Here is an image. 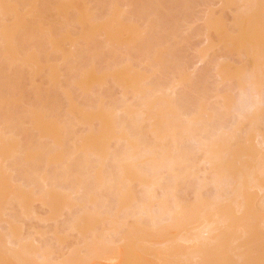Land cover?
<instances>
[{
    "label": "rangeland",
    "instance_id": "obj_1",
    "mask_svg": "<svg viewBox=\"0 0 264 264\" xmlns=\"http://www.w3.org/2000/svg\"><path fill=\"white\" fill-rule=\"evenodd\" d=\"M259 64H264V0H0V264H202L199 257L188 255L206 246L207 253L201 255L205 258L200 256L211 258L206 264H264V171L260 170L264 143L259 142L264 141L259 140L264 137V93L260 94L264 65ZM253 66L260 67L259 73L253 72ZM255 73L261 78L255 79ZM240 80L246 85L242 84L243 90ZM245 80L259 85L261 101ZM252 102L262 106L257 103L259 107L250 110ZM148 105L153 113L145 115ZM172 109L176 112L169 119L178 120L172 123L171 118L169 124L164 115ZM257 109L263 117L258 115V124L253 122ZM243 114L253 118L249 120L256 129ZM167 122L171 127L178 124L174 136L168 135L173 129H168ZM155 130L159 134L152 133ZM182 130L184 134L192 130V135L182 137ZM124 131H128V142L142 146L135 152L137 158L140 152L139 160L146 157L139 166L138 160H131L134 155L123 140ZM161 132L166 134L164 140L156 137ZM219 132L223 134L218 137ZM106 133H112L109 139ZM212 137L224 139L217 140L219 146H232L235 151L228 147L229 154L224 146L227 155L220 146L225 156L219 155L227 163L235 154L232 164L239 162V166L224 168L223 160L217 159L220 156L214 158L220 164L212 159L217 165H209L200 139ZM176 139L180 144L175 147ZM158 146L171 147L170 153L178 158L185 154L183 167L179 168L181 163L174 166L179 176L174 167L168 168L169 161L157 167L150 163V149L155 154L162 150ZM165 152L167 160L172 157ZM122 159L131 160L130 164L135 160L132 168L142 173L155 171V176L147 175L153 181L145 186L123 181L122 168L130 164ZM220 165L228 170L223 173L219 167L217 173L226 178H215L214 169ZM238 169L243 174L251 172L243 178H253L254 171L255 177L261 176L257 179L261 187L257 181L254 188L248 182V197L246 191L241 193L244 202H250L244 204L248 207L236 206L241 196L237 204L232 202L234 190L240 195L245 189L239 187L247 185L242 179L237 187L242 175L238 179L232 174L238 175ZM103 171L104 184L113 178L117 183L113 180L114 185L103 188L99 182ZM97 172L102 173L99 179ZM153 182L160 187H151ZM146 187L154 188V203L146 202L153 192ZM146 190L151 193L145 195ZM127 195L132 199L121 205ZM221 197L228 205L235 204L231 223L217 214L228 208ZM215 198L223 201H215L221 206L214 205ZM197 199H208L215 206L210 207L212 212L207 205L197 209ZM145 203H152L149 214L140 213ZM177 204L185 210L179 212ZM124 208L129 211L123 212ZM174 216L180 219L176 226ZM207 225L226 235L221 238L224 242L211 243L215 235L221 236L218 232L212 239L202 237L208 236L207 244L201 242L197 236L201 238ZM194 237L197 243L187 241ZM198 243L203 244L201 248ZM128 244L133 247L127 248ZM120 252H124L122 258ZM211 252L214 255L209 257Z\"/></svg>",
    "mask_w": 264,
    "mask_h": 264
},
{
    "label": "bare ground",
    "instance_id": "obj_2",
    "mask_svg": "<svg viewBox=\"0 0 264 264\" xmlns=\"http://www.w3.org/2000/svg\"><path fill=\"white\" fill-rule=\"evenodd\" d=\"M248 1H249V0H248ZM262 56H263V55H262ZM262 65H264V64H262ZM262 65H261V66H262ZM257 66H258V63H257ZM259 66H260V64H259ZM261 66H260V67H261ZM260 67H259V69H260ZM255 68H256V67L253 66V69H252V70H254L253 72H256V71L259 70V69L256 70ZM261 69H262V68H261ZM263 71H264V70H263ZM257 73H259V71H258ZM257 73H255V76L257 75L256 77H258V78H255V77H254V78H255V79H259V78H261L262 75L259 76ZM260 73H261V72H260ZM262 74H264V73L262 72ZM248 77H250V76H248ZM252 77H253V76L251 75L250 78H252ZM263 77H264V75L262 76V78H263ZM254 78H253V79H254ZM253 79H252V80H253ZM255 79H254V80H255ZM240 81H241V80H240ZM240 81H239V82H240ZM245 81H246V80H245ZM249 81H250V80H249ZM249 81H246V83H248ZM242 82H243V81H241V83H240L241 85H240L239 87L243 90V89H245V88H242V87H243L245 84H243ZM255 82H256V81H255ZM244 83H245V82H244ZM259 83L262 84L261 81H259ZM242 84H243V86H242ZM248 84L250 85L251 82H249ZM249 85H248V88H251L250 91H251V92H252V90L255 91L256 94H257V98L259 99L258 96H260V94L262 95V94L264 93V88L261 87L262 90H260V89H259V85L256 84V83L251 84V86H249ZM245 86H246V85H245ZM252 86H253V88H252ZM262 86L264 87V83L262 84ZM169 88H170V87H169ZM169 88H167V89H169ZM254 88H255V89H254ZM259 90H260L262 93H260ZM244 91H245V90H244ZM245 92H246V91H245ZM246 93H247V92H246ZM258 93H260V94H258ZM136 94L138 95L139 93H136ZM254 94H255V93H254ZM256 94H255V95H256ZM242 95H243V93H242ZM255 95H254V96H255ZM251 96H252V95H251ZM246 97H247V96L245 95V98H246ZM260 97H261V96H260ZM245 98H244V99H245ZM262 98H263V97H262ZM254 99H255V98H254ZM241 100H243V99H240V101H241ZM259 100H260V99H259ZM257 101H258V100H257ZM260 101H261V100H260ZM242 102H243V101H242ZM149 103H150V102H149ZM250 103H251V102H249V104H250ZM252 103L255 104V102H252ZM257 103H258V102H256L255 105H253V104H252V105H249L250 107H249V106H246V109H248L247 107H249L250 110H251V108H252V110H253V107L258 106ZM262 103H263V102H262ZM150 104H151V103H150ZM225 104H226V103H225ZM230 104H231V103H230ZM258 104H259V106H260V105H261V102H259ZM145 105H146V104H145ZM145 105H143V106H145ZM243 105H244V104H243ZM225 106H226V107H227V106L229 107V103L226 104ZM244 106H245V105H244ZM259 106H258V107H259ZM261 106H262V105H261ZM149 107H150V106L148 105V106H147V109H149ZM145 108H146V107H145ZM240 108H241V107H240ZM150 109H151V107H150ZM150 109H149V111L145 109V110H146V113H145L144 108H143V109L141 110V113H143V114L145 113V115L148 114V113H153V110H150ZM153 109H154V107H153ZM260 109H261V108H260ZM260 109H257V111L259 110V112H257V113L254 115V116H255V117H254L255 120H253L254 123H255V122L257 123V121L259 120V116H258V115H260V116L262 117V113L260 112L262 109H261V110H260ZM174 110H175V109H174ZM174 110L172 109L171 111H168L165 115L163 114L164 117L168 118V120L166 119L167 121H169V120L172 118V119L170 120L171 122L173 121L172 123H175V122H176V119L178 120V118L174 119V117H172V116H171V118L169 119V116L172 115L171 113H172V111L174 112ZM248 111H249V109H248ZM253 111H255V110H253ZM156 112H157V111H156ZM175 112H176V110H175ZM241 112H242V111H241ZM241 112H239V113H241ZM162 113H163V112H162ZM168 113H169V115H168ZM242 113H244V112H242ZM154 114H155V113H154ZM155 115L158 116L157 114H155ZM173 115H175V113H173ZM240 115H242V114H240ZM243 115H245V116H244L245 118H243V119H245L246 121H249L250 126H251V127H254V125L252 124V121L250 122V120H252L253 118H251L250 116H248V115H246V114H243ZM167 116H168V117H167ZM256 116H258L257 119H256ZM158 117L161 118V116H158ZM164 117H163V118H164ZM175 117H176V116H175ZM249 117H250V118H249ZM152 118H153V117H152ZM155 118H156V117H155ZM241 118H242V117H241ZM262 118H263V117H262ZM262 118H261V119H262ZM156 119H157V118H156ZM196 119H197V118L192 119V120H194V121L196 122ZM247 119H248V120H247ZM249 119H250V120H249ZM261 119H260V122H259V123H261ZM154 120H155V119H154ZM161 120H162V119H161ZM245 120H244V121H245ZM170 121H169V124H170ZM194 121H191V124H192V123L194 124ZM161 122H163V120H162ZM172 123H171V125H172ZM156 124H158V123H156ZM159 124H161V123H159ZM159 124H158V125H159ZM165 124H166V123H163L162 128H164ZM167 124H168V122H167ZM169 124H168V129H170V127H171ZM257 124H258V123H257ZM158 125H156L157 128H159ZM174 125H175V124H173V126H174ZM153 126H155V124H154ZM156 126H155V127H156ZM159 126H160V125H159ZM173 126L171 127V130L173 129L174 131H173V130H172V131H169V130L167 129V130L170 132V133H168V135H170V136H174V134L177 132V128H178L177 126H178V124H177L176 127L174 126V128H173ZM250 126H249V127H250ZM257 126H258V125H257ZM165 127H166V126H165ZM157 128H155V129H157ZM160 128H161V126H160ZM175 128H176V129H175ZM254 128H255V127H254ZM124 129H125V128H124ZM188 129H190V127H189ZM255 129H256V128H255ZM110 130H111V129H110ZM122 130H123V129H122ZM125 130H126V129H125ZM178 130H179V129H178ZM186 130H187V128H186ZM253 130H254V129H253ZM253 130H252V131H253ZM158 131H159V130H158ZM168 131H167V132H168ZM180 131H181V130H180ZM191 131H192V130H190L189 133L184 134L186 131H185V130H182V132H183V133L181 132L182 137H183V136H189V134H191ZM248 131H249V129H248ZM250 131H251V130H250ZM252 131H251V132H252ZM109 132H111V131H109ZM109 132H107V133H109ZM127 132H128V131H127ZM127 132L125 133V131H124V134H125V135H123V138L125 137V139H126V136L128 135ZM187 132H188V130H187ZM253 132H254V131H253ZM107 133H106V135H107ZM152 133H154V134H155V133H156V134H159V133H157L156 130H155V132H152ZM161 133H164V134H161ZM161 133H160V134H161L160 136H159V135L156 136V137H158V140H164L165 137H166L165 132H161ZM171 133H172L173 135H172ZM221 133H222V132H221ZM221 133H220V132L217 133V134H219L218 137L221 136V135H220ZM111 134H112V133H111ZM111 134H108L109 137H110ZM222 134H223V133H222ZM108 135H107L105 138H107ZM162 135H164L165 137L162 136ZM168 135H167V138H169ZM178 135H179V134H177V135H175V136L177 137ZM191 135H192V134H191ZM225 135H226V134H225ZM246 135L250 136V134H246ZM130 136H131V135H130ZM161 136H162V137H161ZM222 136H223V135H222ZM261 136H263V135H261ZM163 137H164V139H162ZM218 137H216V139H214V137L209 138V139H211V140L208 139L209 141H208V140H204V139H200V140H201L200 144L202 143V144L204 145V146H203V145L201 144V147L203 148V150H204V149L207 150L206 155L208 154V155H207V156H208L207 159H208V163H209V165H211L210 163H213V164H214L215 162L219 163V162H218L219 159H220V160H221V159L223 160V161L221 160V161H222L221 163H222V165H225L226 167L220 165V166L215 167V169H214L213 166H212V168H213L214 170H216L215 173L218 175V176H216V174H214V175L216 176V177H215V176H214V177H215V178L220 177L219 179H221L222 175H224V174H221L220 172L217 173V170L220 171V168H219V167H221V170H222L223 173H224V172L226 173V172H227L226 170H228V169H224V168H227V165H228V168H229L230 166H232L231 168H233V166H235V165L239 166V165H238L239 162H237V161H239V159L241 160V158H242L244 155H242V157H241V154H238L239 151L237 150V151H238V153H237V157H238V155H239V157H241V158H239V159L236 161L237 163H236V164H232V162H234L232 159L236 158L235 154L233 155V153H232V156H233V157L235 156V157H234V158L232 157V159L229 160V161L231 162V164H229L230 162H227V163H226L224 160L227 161V159H226V158H224V159L221 158V155L223 156V154L226 152V148L230 147V148L232 149V146L229 145L228 147H226L225 144H224V146L226 147V148H225L224 146L220 145L221 147H224V148H225V152L222 151V153H220L219 151H221V147L219 146V144H220L219 142H222V141H220V140H224V139H223L222 137H221V139H217ZM105 138H104V139H105ZM123 138L120 137L119 140L122 141ZM128 138L130 139V137H127V139H126L127 141H126L125 139H123V140L126 142V147H127V144L129 143V144H128V147H129V150H128V151H130V154H131V155H132V154L134 155L133 157H132V156H129V157H132L131 160H133V159L138 160V161H137V164L134 163V162H136L135 160L133 161L134 164L138 165V164H140V160H141V159L144 160V158L146 159V157H145V155H144L143 157H140L141 159L139 160V156H140V152H139V154H138V158H137V155H136L135 152H136V149H138V146H141V145H139L140 142H139L138 140L135 139L137 142H139V144H138V143H134L133 140L130 141V142H132V143H130V142H128V141H129ZM207 138H208V137H207ZM261 138H264V137H260V136H259V140H260ZM107 139H109V138H107ZM132 139H133V138H132ZM178 139H179V138H178ZM178 139H176L175 147L178 146L177 143L180 144V142H179L180 140L177 142ZM205 139H206V138H205ZM183 140H185V138H183ZM217 140H218L219 142H218ZM261 140H262V139H261ZM124 141H123V142H124ZM173 141H174V140H172V142H173ZM181 141H182V140H181ZM203 141H204V142H203ZM262 141H263V140H262ZM162 142H163V141H162ZM162 142H160V143H162ZM182 142H183V141H182ZM213 142H214V143H213ZM217 142H218L219 144H218ZM259 142L262 143V144L264 143V141H263V142L259 141ZM223 143H224V142H223ZM173 144H174V143H173ZM100 145H101V144H100ZM263 145H264V144H263ZM163 146H165V145L163 144ZM163 146H161L162 148H161L160 146H158V148H160V149H162V150H159V151L157 150V152H158L161 156L158 155L157 152H155V154H154V153H153L154 151L152 150L153 148L150 149V150L152 151V152L150 151L151 154H153V156H154V157H153V156H150V157H152V158H150V163H151V164L154 163L153 166H156V167H157L156 164H158V165H160V164L165 165L166 161H167V162L169 161V163H166L167 166H168V168H173L174 166H176V167L179 166L180 163H181V164L184 163V161H183L184 159H182V157H184L185 154H184V155H183V154H179V158H178V154H176V155H174V156L171 154V153H172V148H171V147H169V148H168V147H167V148H164ZM218 146H219V147H218ZM141 147H142V146H141ZM144 147H145V146H144ZM88 148H89V147H88ZM158 148H156V149H158ZM170 148H171V149H170ZM84 149H85V147H84ZM139 149H140V151H141V148H139ZM139 149H138V150H139ZM147 149H149V147L146 148V150H147ZM164 149H165V150H164ZM231 149L228 148V154L231 152ZM80 150H81V149H80ZM92 150H93V149H91V152L93 153L94 150H93V151H92ZM101 150H102V149H101ZM142 150H143V148H142ZM144 150H145V149H144ZM177 150H178V149H177ZM205 150H204V151H205ZM229 150H230V151H229ZM233 150H234V149H232V151H233ZM81 151H82V150H81ZM89 151H90V150H89ZM160 151H161V152H160ZM163 151H166L165 153H167V152L169 151V156H170V154H171L172 157H170V158L167 160L166 158H168V157H166V154L163 155V154H164ZM234 151H235V150H234ZM85 152H86V151H85ZM85 152H84V153H85ZM96 152H97V151H96ZM145 152H146V151H145ZM150 152L148 151V153H150ZM170 152H171V153H170ZM251 152H252V151H251ZM94 153H95V151H94ZM97 153H98V152H97ZM104 153H105V152H104ZM175 153H179V151H175L174 154H175ZM244 153H245V152H244ZM99 154H101V153H99ZM99 154H98V155H99ZM126 154H127V152H126ZM219 154H221V155H219ZM245 154H246V153H245ZM251 154H252V153H251ZM256 154H258L257 150H256L255 153H254V150H253V155L256 156ZM94 155H95V154H94ZM101 155L104 156L105 154L103 155V153H102ZM128 155H129V154H128ZM128 155H127V156H128ZM135 155H136V157H135ZM147 155H149V154H147ZM155 155H157V156H156L157 159L155 158ZM162 155H163V158H162ZM181 155H183V156H181ZM225 155H227V152H226ZM225 155H224V156H225ZM246 155H248V154H246ZM122 156H124L123 158H128V157H125L126 155H122ZM122 156H121V157H122ZM159 156H160L161 158H160ZM167 156H168V155H167ZM176 156H177V157H176ZM207 156H206V157H207ZM217 156H220V157L217 158ZM224 156H223V157H224ZM228 156H229L228 158L230 159L231 154L228 155ZM99 157H101V156L99 155ZM158 157H159L160 160L158 159ZM175 157H176V158H175ZM215 157H216L218 160H217V159H214ZM253 157H254V156H253ZM253 157H252V158H253ZM257 157L260 158V157H262V156H261V155H260V156L258 155ZM106 158H107V156H104L103 159H106ZM148 158H149V157L147 156V159H148ZM249 158H250V156H249ZM249 158H247V159H249ZM255 158H256V157H255ZM255 158H254V159H255ZM103 159H102V160H103ZM118 159H119V158H118ZM164 159H165V160H164ZM185 159H186V157H185ZM212 159H214L215 162H214V160H212ZM262 159H263V158H262ZM119 160H120V159H119ZM122 160H123V161H122L123 163H125V162L128 161V164H130L129 162H132L131 160L129 161V159H122ZM125 160H127V161H125ZM216 160H217V161H216ZM220 160H219V161H220ZM249 160H250V159H249ZM258 160H259V159H258ZM104 161H105V160H104ZM141 161H142V160H141ZM145 161L147 162V160H145ZM145 161H144V162H145ZM182 161H183V162H182ZM209 161H210V162H209ZM252 161H253V160H252ZM256 161H257V158H256ZM120 162H121V161H120ZM120 162H119V164H120ZM122 162H121V163H122ZM138 162H139V163H138ZM224 162H225V163H224ZM257 162H258V161H257ZM262 162H263V165H264V161H262ZM262 162L259 160V164H262ZM133 163H131V164L128 165V166H126V165L123 166V165H122V166H123V168H122V169H123V170H122V174H123V175H122V176L120 175V176H121V178L123 177V178H122L123 181H124V179H125L126 183H127V182H133V181L135 182V181H137L138 183H142V185L144 184V186H145V184L149 185L147 182L151 183V182L153 181V179H152L151 181H149L150 178H148V176H150L151 173H149L150 175H148V174H146L145 172H144L145 174L142 173L141 170H138V169H136V168L133 169V168H132V167H134V164H133ZM150 163H149V164H150ZM178 163H179V164H178ZM217 163H215V164L217 165ZM223 163H224V164H223ZM119 164H118V165H119ZM181 164H180V165H181ZM215 164H214V165H215ZM219 164H220V163H219ZM219 164H218V165H219ZM226 164H227V165H226ZM239 164H240V163H239ZM144 165H145V164H144ZM216 165H215V166H216ZM229 165H230V166H229ZM242 165H243V164H242ZM242 165H241V166H242ZM255 165H256V163H255ZM125 166H126V167H125ZM129 166H131V167H129ZM138 166H139V165H138ZM150 166L153 168L152 165H150ZM150 166H149V167H150ZM261 166H262V165H260V167H261ZM120 167H121V166H120ZM120 167H119V168L116 167V168L120 171ZM136 167H137V166H136ZM140 167H141V166H140ZM149 167H148V168H149ZM151 167H150V168H151ZM176 167H174V168H175L174 170H176ZM182 167H183V164H182L181 166H179V168H182ZM222 167H224V168H222ZM246 167H247V166H246ZM255 167H256V166H255ZM83 168H84V167H83ZM138 168H139V167H138ZM154 168H155V167H154ZM179 168H178V169H179ZM217 168H218V169H217ZM237 168H238V167H237ZM249 168H250V167H249ZM257 168H258V167H257ZM262 168H263V167H262ZM155 169H157V168H155ZM213 169H212V170H213ZM234 169H235V168H234ZM239 169H240V168H239ZM239 169L236 170V171L240 172ZM243 169H244V168H243ZM245 169H246V168H245ZM258 169H260V168H258ZM118 170H117V171H118ZM171 170H172L173 172H175L173 169H171ZM240 170H241V169H240ZM260 170H261V171H264V168H263V169H260ZM100 171H101V170H100ZM119 171H118V172H119ZM159 171H160V170H159ZM177 171H179V170H176V172H177ZM231 171H232V170H230V172H231ZM234 171H235V170H233L232 173H233ZM256 171H257V169H256ZM261 171H257V172H261ZM101 172H102V171H101ZM154 172H155V171H152V175H151V176L154 175ZM156 172H158V171H156ZM97 173H98V172H97ZM104 173H105V172L103 171V177L101 178L102 180L99 179V178H100V175H99V174H102V173L99 172V173L97 174V176H96V177L99 179V182L101 183L100 185H102V186H103V185L106 186L105 184H107V182H106L105 184L103 183V182H104V181H103V178H104V180H105V177H104L105 174H104ZM177 173H178V175H177ZM177 173H175V176H176V177L179 176V172H177ZM232 173H231V174H232ZM243 173H244V172H242V173L240 172L239 174L237 173L238 175H236V174H232L233 176H234V175L237 176L238 179H239V177L242 175L240 182H239L238 180H236V181H238V182H236V183H238V186H237V184H236L235 187H236V186L239 187V186L242 184V182H241L242 179H243V182L247 180V181H246V184L249 182L250 185L252 186V188H254V185H256L257 183H259L257 179H259V178L261 177V176H260V173H259V175H256V177H255V176H254V175H255V171H254V172H253V175H251L253 178H251V177L249 176L250 180L256 178V180H253V183H251V182L249 181L248 176H246L247 179H246V178H243L244 175H249L251 172H249V173H247V174H246V173L243 174ZM263 173H264V172H263ZM67 175H68V174H67ZM74 175H76V174H74ZM147 175H148V176H147ZM157 175H159V174H157ZM172 175H174V174H172ZM183 175H185V174H183ZM220 175H221V176H220ZM232 175H230V176H232ZM239 175H240V176H239ZM68 176L70 177V175H68ZM101 176H102V175H101ZM111 176H113V175H111ZM111 176H110L109 178L106 177V178H107L106 180H108V179L110 180V179H111ZM154 176H155V175H154ZM175 176H174V177H175ZM238 176H239V177H238ZM259 176H260V177H259ZM263 176H264V175H263ZM72 177H73V175H72ZM74 177H76V176H74ZM77 177H78V175H77ZM77 177H76V178H77ZM79 177H80V176H79ZM96 177H95V178H96ZM157 177H158V176H157ZM157 177H153V178H157ZM224 177H225V175L223 176V178H224ZM81 178H82V177H81ZM97 178L95 179V181L98 180ZM119 178H120V177H119ZM161 178H162V177H161ZM225 178H226V177H225ZM263 178H264V177H263ZM71 179H72V178H71ZM71 179H70V180H71ZM82 179H83V178H82ZM93 179H94V178H93ZM147 179H148V180H147ZM159 179H160V178H159ZM73 180H74V178H73ZM76 180H77V179H76ZM88 180H89V179H88ZM88 180H86V181H88ZM109 180H108V181H109ZM113 180H114V178H113ZM113 180H112V181L110 180V181H109V184H107V185H110V183H113ZM162 180H163V179H162ZM216 180H217V179H216ZM216 180H215V181H216ZM232 180H233V179H232ZM259 180H260V179H259ZM65 181H66V179H65ZM77 181H78V180H77ZM77 181H76V183L78 184L79 182H77ZM81 181H82V180H81ZM83 181H84V179H83ZM95 181H94V183H95ZM114 181H116V180H114ZM121 181H122V180H121ZM155 181H158V183H159V180H155ZM217 181H220V180H217ZM222 181H223V180H222ZM230 181H231V180H230ZM256 181H257V183L254 184ZM45 182H46V181H45ZM71 182H72V181H71ZM73 182L75 183V181H73ZM134 182H133V183H134ZM223 182H224V181H223ZM82 183H83V182H82ZM82 183H81V184H82ZM94 183H93V184H94ZM116 183H117V181H116ZM119 183H120V182H119ZM158 183H154V182H153L154 185L151 184V185H152L151 187H154V188H155V187H157V185H159V187H160V184H158ZM83 184H84V183H83ZM96 184H97V183H96ZM239 184H240V185H239ZM253 184H254V185H253ZM94 185H95V184H94ZM97 185H98L97 189H102V186H99V183H98ZM113 185H114V183H113ZM127 185H128V184H126V186H127ZM247 185H248V184H247ZM247 185H243V184H242L239 188H240V189H241V188H244V189H245V188L249 187L248 189H250L251 186H250V185L247 186ZM78 186H79V184H78ZM95 186H96V185H95ZM104 186H103V188H104ZM119 186H121V185H119ZM122 186H124V185H122ZM258 186L261 187V184L259 183ZM258 186H256V187H258ZM109 187H110V186H109ZM124 187H125V186H124ZM131 187H132V186H131ZM151 187H148V188H150V189L153 190L152 195L150 194L151 192H148L150 189H147V187H146V189H147L148 191L146 190L145 195H146V194L148 195V193H149V194H150V195H148V196H149V199H150V196H151V200L147 199L148 201H146V202H152V203H154V201L156 200L157 197H156V195L154 194V193H155V192H154V188H151ZM232 187H233V186H232ZM233 188H234V187H233ZM112 189H113V188H112ZM118 189H119V188L117 187V190H118ZM120 189H121V188H120ZM120 189H119V190H120ZM123 189L126 190L125 188H123ZM130 189H131V188H130ZM262 189H263V188H262ZM119 190H118V191H119ZM241 190H242V189H241ZM241 190H239V191H241ZM246 190H247V189H245L244 192H243V191L240 192V195H239V192H237V193H238V194H237V193L235 192V190H234V192H235L237 195L234 194V192H233V194L231 195V196H232L231 198L233 199V200L231 199L232 202H235V204H237L238 200H241V199H242V200L240 201V203H239L238 205H236V206L239 207V205L242 206V204H243L244 207H245V206L248 207V205H244V204H249L250 202H249V203H248L247 201L244 202L245 197L243 198V196H241V193H242V195H243V194L245 193ZM251 190H252V189H251ZM121 191H122V190H121ZM231 191H232V190H231ZM237 191H238V188H237ZM122 192H123V191H122ZM126 192L129 193V190H127ZM147 192H148V193H147ZM118 193H120V192H118ZM231 193H232V192H231ZM119 195H120V194H119ZM119 195H118V196H119ZM233 195H234V196H233ZM245 195H247L246 197H248V192H247V191H246V194H245ZM124 196H126V195H124ZM124 196H123V198H122V200H121V205L125 204V202H126V204L124 205V206H126V205H127V202H130V200H131L132 198H130L129 195H127V197H124ZM157 196H158V195H157ZM167 196H169V195L167 194ZM236 196H237V197H236ZM238 196H241V197H239V198H241V199H239ZM94 197H95V196H94ZM94 197H93V198H94ZM131 197H132V196H131ZM200 197H201V196H200ZM249 197H250V196H249ZM145 198H147V197L145 196ZM221 198H223V197H221ZM95 199H96V198H95ZM95 199H94V200H95ZM202 199H203V198H202ZM219 199H220V198H215V200L212 199V200H214L213 203H214L215 206L217 205V203H216L215 201H216V200L219 201ZM223 199H225V198H223ZM228 199H230V197H229ZM235 199H236V201H235ZM134 200H135V199H134ZM144 200H146V199H144ZM220 200H221V199H220ZM225 200H227V199H225ZM246 200H248V199H246ZM249 200H251V197H250ZM197 201H198V199H197ZM211 202H212V201H211ZM219 202L222 203L223 201H219ZM227 202H228V200L225 201V203H227ZM232 202H230V203H232ZM241 202H243V203H241ZM118 203H119V202H118ZM122 203H123V204H122ZM133 203H135V202H133ZM133 203H132V204H133ZM152 203H151V204H148V205H146L147 203L143 204V205H142V206H144L143 209H142V210L139 209V210H140V213L143 214V213L145 212V210H146V211H148L147 214H149V212H151V211H152V208H153V207L151 208ZM206 203H207V204H206ZM129 204H131V203H129ZM129 204H128V205H129ZM196 204H198L197 207L195 206L197 209H200V208H202V207H204V206L207 205V209L209 208V209H208L209 211H210V207H215V206H213V204H211V203L208 202V199L199 200L198 203H196ZM196 204H195V205H196ZM218 204H219V203H218ZM235 204L232 203L231 205H228V203H227L228 208L225 209L226 213H224V211H219L220 213L217 212L218 215H221V214H222V215H225V216H222V215H221L222 217H221V216L219 217V218H222V219H223V217H225V219H226V220H225V223L228 222V221H230V220H232V219H231L232 217L230 218V216H232L233 213L235 212V210H234V209H235V207H234ZM119 205H120V203H119ZM155 205H156V204H155ZM155 205H154V206H155ZM130 206H131V205H130ZM130 206H129V207H130ZM142 206H141V207H142ZM162 206H163V205H162ZM177 206L179 207L178 204H177ZM185 206H186V205H185ZM187 206H188V205H187ZM192 206H194V204H193ZM217 206L219 207V206H221V205H217ZM229 206H230L232 209L229 208ZM181 207H184V206H180V207H179V212H180L181 210H185V208L182 209ZM188 207H189V206H188ZM226 207H227V206H226ZM226 207H225V208H226ZM244 207H242V208H243L244 211H246V208H244ZM132 208H133V207H132ZM139 208H140V207H139ZM150 208H151V209H150ZM233 208H234V209H233ZM239 208H240V207H239ZM120 209H121V206H120ZM129 209H131V208H129ZM162 209H163V207H162ZM186 209H187V208H186ZM188 209H189V208H188ZM194 209H195V208H194ZM220 209H222V208L220 207ZM228 209H229L231 212H229ZM247 209H248V208H247ZM137 210H138V209H137ZM177 210H178V209H177ZM190 210H191V209H190ZM203 210H204V211H203ZM203 210H201V211H203V213H205L206 210H205V209H203ZM233 210H234V212H232ZM237 210H238V209H237ZM243 210L241 209V211H243ZM126 211L128 212L129 210H126ZM126 211H125V208H124V211H123V212H126ZM130 211H131V210H130ZM134 211H135V210H134ZM143 211H144V212H143ZM188 211H189V210H188ZM196 211H197V210H195V212H196ZM199 211H200V210H199ZM209 211H208V212H209ZM239 211H240V210H238V212H239ZM138 212H139V211H138ZM138 212L136 211V213H138ZM164 212H165V211H164ZM176 212H178V211H176ZM183 212H185V211H183ZM183 212L181 213L182 216H183ZM192 212H193V210H192ZM211 212H212V211H210V213H211ZM214 212H216V211H214ZM227 212H228V214H227ZM129 213H130V212H129ZM133 213H134V212H133ZM136 213H135V214H136ZM165 213H166V212H165ZM203 213L201 214L202 217H204V216H203ZM230 213H232V215H231ZM162 214H164V213H162ZM174 214H175V213H174ZM174 214H173V215H174ZM176 214H177V213H176ZM176 214H175V215H176ZM185 214H186V213H185ZM187 214L189 215V213H187ZM194 214H195V213H194ZM196 214H197V213H196ZM198 214L200 215V213H198ZM215 214H216V213H215ZM217 214L215 215V217H217ZM247 214H248V213H247ZM145 215H146V213H145ZM151 215H152V214H150L149 216H151ZM164 215H165V214H164ZM164 215H163V216H164ZM178 215H179V213H178ZM181 215H179L178 218H180ZM191 215H193V214H191ZM199 215H198V216H199ZM207 215H208V214H207ZM226 215H227V216H226ZM229 215H230V216H229ZM153 216H154V214H153ZM176 216H177V215H176ZM246 216L250 217L249 215H246ZM183 217H186V216L184 215ZM194 217L196 218L195 215H194ZM206 217H207V216L205 215L204 218H206ZM208 217H209V216H208ZM154 218H156V216H154ZM154 218H153V220H154ZM187 218H188V216H187ZM200 218H201V216H200ZM200 218L198 217V220H197L198 222H197L196 220L194 221V219L192 220V218H191V220H192V222L194 221V222L199 223V221H200L199 219H200ZM219 218H218V219H219ZM229 218H230V219H229ZM89 219H91V221H92L93 218L90 217ZM180 219H181V218H180ZM180 219H179V220H178V219H175V216H174V219H173V220H175V221H174V223H176L175 226L178 224L177 221H180ZM188 219H189V218H188ZM206 219H207V218H206ZM228 219H229V220H228ZM155 220H156V219H155ZM171 220H172V219H171ZM176 220H177V221H176ZM191 220H189V221H191ZM216 220H217V219H216ZM216 220L214 221V223L216 222ZM86 221H87V220H86ZM89 221H90V220H89ZM183 221H184V220H183ZM183 221L181 220V222H182V226H183ZM207 221H208V219H207ZM217 221H218V220H217ZM154 222H155V221H154ZM154 222H153V225L156 226V225L154 224ZM194 222H193V223H194ZM201 222H204V220L201 219ZM201 222H200V223H201ZM219 222H220V221H219ZM206 223H208V222H206ZM211 223H212V222H211ZM211 223L209 222L210 225H212ZM217 223H218V222H217ZM225 223H223V224H225ZM230 223H231V221H230ZM88 224L90 225V223H88ZM156 224H157V222H156ZM179 224H180V222H179ZM185 224H186V221H185ZM185 224H184V226H185ZM194 224H195V223H194ZM228 224H229V223H228ZM91 225H92V224H91ZM199 225H201V224H199ZM205 225H206V224H205ZM219 225H220V224H219ZM219 225H218V228H219ZM221 225H222V224H221ZM87 227H88V226H87ZM210 227L213 228V227H215V226L212 225V226H210ZM210 227H209V225H207V228H206V226H205V229H203V233L200 235L201 238H200L199 236H197V238H199V240L201 239V240H200L201 242H202V241H203V242H204V241H207V240H205V239H208V238L212 239V238L214 237V235H215V232H218V231H219L218 229H215V228L212 229V228H210ZM216 227H217V226H216ZM177 228H178V227H177ZM220 229H221V228H220ZM218 233H219V232H218ZM219 234H220V233H219ZM205 235H209V237L207 236L208 238H207V237L202 238V237H204ZM217 235H218V234H217ZM220 235H221L220 237L218 236L219 238H215V237H217V236L215 235V237L213 238V240H211V243H212L213 241H214V243H215V242H218V241H220V243H221V242H224V241H221V240L223 239L222 237H225L226 235L224 236L223 233L220 234ZM132 238H134V237L132 236ZM221 238H222V239H221ZM128 239H130V238H128ZM181 239H182V238H181ZM186 239H187V238H185V240H186ZM194 239H195V240H194ZM194 239H193V240H192V239H191V240L188 239L187 241H188V242H191V241H192V242H195V241H196V243H197L198 239H196V237H194ZM219 239H220V240H219ZM132 240H133V239H132ZM208 240H209V239H208ZM217 240H218V241H217ZM182 241H184V239H183ZM187 241H184V242H187ZM200 241H199V242H200ZM209 241H210V240H209ZM132 243H133V245H134V241L131 242V244H132ZM204 243H206V242H204ZM220 243H218V245H219ZM198 244H199V243H198ZM206 244H207V243H206ZM216 244H217V243H216ZM222 244H223V243H222ZM101 245H102V244H101ZM107 245H108V244H107ZM129 245H130V244L127 245V248H129V247L131 246V245H130V246H129ZM135 245H136V244H135ZM135 245H134V246H135ZM199 245H201V246H200V248H201L203 244L200 243ZM204 245H205V244H204ZM218 245H217V246H218ZM196 246L198 247V245H196ZM208 246H209V245H208ZM210 246H212V245L210 244ZM210 246H209V247H210ZM132 247H133V246H132ZM132 247H130V248H132ZM197 247H196V248H197ZM206 247H207V246H206ZM206 247L203 248V249H198V248H197V249H198L197 252L195 251V250H196V249H195V250H194L195 253H193L194 251H192V252L188 255V257H190V258L192 257V259H195L196 257H199V258L202 260V264H204V263L206 264V262L208 263V261H210L211 258H207L208 256H206L207 259H204L205 256H201V255H202V252H203V254H206V253H207V252H206V249H207ZM209 247H208V248H209ZM218 247H219V248H217V249L219 250V249H222V248H220V247H223V246H222V245H219ZM99 248H100V247H99ZM100 249H101V248H100ZM109 249H110V248H109ZM211 249H212V248H211ZM97 250H98V249H97ZM204 250H205V251H204ZM214 250H215V248H214ZM214 250L212 249V252H213ZM101 251L104 252V250H101ZM107 251H108V249H107ZM199 251H200V252H199ZM219 251H221V250H219ZM98 252H99V251H98ZM103 252H102V254H104ZM105 252H106V251H105ZM204 252H205V253H204ZM212 252H211V253H212ZM222 252H223V251H222ZM121 253L123 254L124 252H120V255H119V256H121ZM196 253H197V254L199 253L198 256H197ZM200 253H201V254H200ZM98 254H99V253H98ZM14 255H15V257H16V256H17V257L19 256V255H16V253H15ZM104 255H105V254H104ZM208 255H209V257H210V255H214V254L212 253V254H208ZM222 255H223V254H222ZM20 256H21V255H20ZM20 256H19V257H20ZM101 256H103V255H101ZM119 256H118V258H119ZM123 256H124V254H123L120 258H122ZM194 256H195V257H194ZM200 256H201V257H204V258H203L204 260H203ZM217 256H218V255H217ZM19 257H18L17 259L15 258V259L21 261V258H19ZM104 257L106 258V256H103L102 259H105ZM115 257H117V256H115ZM186 257H187V256H186ZM211 257H213V256H211ZM218 257H221V256L219 255ZM113 258H114V257H113ZM113 258H112V259H113ZM120 258H119V259H120ZM199 258H198V259H199ZM196 259H197V258H196ZM209 259H210V260H209ZM203 262H204V263H203ZM249 262H250V261H249ZM249 262H246V263H244V264H250Z\"/></svg>",
    "mask_w": 264,
    "mask_h": 264
}]
</instances>
